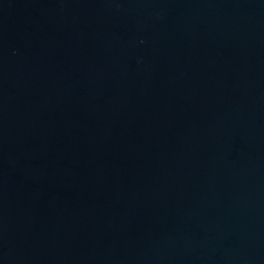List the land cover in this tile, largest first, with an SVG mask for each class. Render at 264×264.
Here are the masks:
<instances>
[{"label":"water","instance_id":"95a60500","mask_svg":"<svg viewBox=\"0 0 264 264\" xmlns=\"http://www.w3.org/2000/svg\"><path fill=\"white\" fill-rule=\"evenodd\" d=\"M0 264H264V0H0Z\"/></svg>","mask_w":264,"mask_h":264}]
</instances>
